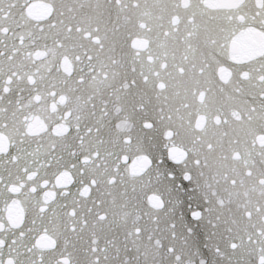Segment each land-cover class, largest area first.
Listing matches in <instances>:
<instances>
[{"label": "snow or ice", "instance_id": "snow-or-ice-1", "mask_svg": "<svg viewBox=\"0 0 264 264\" xmlns=\"http://www.w3.org/2000/svg\"><path fill=\"white\" fill-rule=\"evenodd\" d=\"M0 264H264V0H0Z\"/></svg>", "mask_w": 264, "mask_h": 264}]
</instances>
